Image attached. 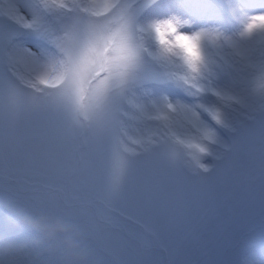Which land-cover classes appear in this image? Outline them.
<instances>
[{
  "label": "snow or ice",
  "instance_id": "6c2138e0",
  "mask_svg": "<svg viewBox=\"0 0 264 264\" xmlns=\"http://www.w3.org/2000/svg\"><path fill=\"white\" fill-rule=\"evenodd\" d=\"M0 209V264H257L264 0H0Z\"/></svg>",
  "mask_w": 264,
  "mask_h": 264
},
{
  "label": "clouds",
  "instance_id": "9594fccd",
  "mask_svg": "<svg viewBox=\"0 0 264 264\" xmlns=\"http://www.w3.org/2000/svg\"><path fill=\"white\" fill-rule=\"evenodd\" d=\"M25 223L34 232L52 240L58 237H68L74 232L72 227L64 222L44 215L37 217L35 220H26Z\"/></svg>",
  "mask_w": 264,
  "mask_h": 264
},
{
  "label": "rangeland",
  "instance_id": "374dc122",
  "mask_svg": "<svg viewBox=\"0 0 264 264\" xmlns=\"http://www.w3.org/2000/svg\"><path fill=\"white\" fill-rule=\"evenodd\" d=\"M6 215V210L0 209V221H2ZM247 255L256 261L257 264H264V239L258 240L257 243L249 248Z\"/></svg>",
  "mask_w": 264,
  "mask_h": 264
}]
</instances>
